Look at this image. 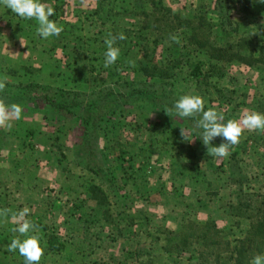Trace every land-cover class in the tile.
I'll return each instance as SVG.
<instances>
[{"label":"rangeland","instance_id":"rangeland-1","mask_svg":"<svg viewBox=\"0 0 264 264\" xmlns=\"http://www.w3.org/2000/svg\"><path fill=\"white\" fill-rule=\"evenodd\" d=\"M241 1L226 12L216 0H46L55 9L50 19L63 27L47 39L37 35L35 20L0 4V79L7 77L0 93L23 109L11 128L0 127V210H10L0 216V264H24L7 246L19 236L13 214L25 207L44 249L39 264H240L239 251L250 264L264 254L257 232L264 134L245 130L227 157L208 156L193 123L163 108L189 94L225 122L245 110L264 114V3L252 0L244 9ZM199 16V40L223 48L242 40L254 52L251 65L209 62L193 51L194 24L186 22ZM221 22L231 30L223 32ZM110 33L126 39L105 68ZM194 67L203 74L194 77ZM25 83L115 94L124 84L153 85L160 99L120 102L102 121L91 161L107 174L99 178L85 169L90 158L78 115L22 100L16 86ZM180 128L191 132V143ZM51 235L58 249H49ZM245 240L251 242L240 249Z\"/></svg>","mask_w":264,"mask_h":264},{"label":"clouds","instance_id":"clouds-1","mask_svg":"<svg viewBox=\"0 0 264 264\" xmlns=\"http://www.w3.org/2000/svg\"><path fill=\"white\" fill-rule=\"evenodd\" d=\"M264 3V0H260ZM0 4L10 9L17 16L35 20L38 23L36 33L41 38L47 39L51 36H59L63 31V27L58 25L55 20L50 19L55 14V9L46 2V0H0ZM123 33L118 35L109 34L105 39L106 52L104 54V67L115 64L120 55V48L116 46L117 41L125 40ZM171 39L180 43L176 36ZM7 77L0 79V92L6 87ZM22 107L19 104L9 105L3 97H0V127H12V120L19 119ZM167 115L173 112L182 118L193 119V129L199 130V138L207 148V155L212 157H227L231 146L239 143L240 138L245 130L258 131L264 134V114L256 111L245 110L239 119L224 120L222 113L217 112L214 108L205 110L204 100L199 95L185 94L180 96L171 108L164 111ZM191 132L184 128H180V137L182 141L191 143ZM220 137L222 143L219 146H213L212 141ZM9 209L0 210V216H7ZM27 207L18 213L13 214V220L17 222V227L12 231L19 233V236L13 238L7 250L15 252L24 258V264H39L44 249L40 243V237L35 233L36 226L27 219L29 214ZM33 233V234H30ZM20 237H24L21 239ZM250 264H264V254H257L252 258Z\"/></svg>","mask_w":264,"mask_h":264},{"label":"trees","instance_id":"trees-1","mask_svg":"<svg viewBox=\"0 0 264 264\" xmlns=\"http://www.w3.org/2000/svg\"><path fill=\"white\" fill-rule=\"evenodd\" d=\"M252 0H242L241 4L243 8L246 9ZM233 0H216V7L219 10H224L228 12L232 7ZM174 20L177 21L178 17L172 16ZM203 16L194 17L193 21L186 22V24H194V30L189 37V39L195 40L193 51L198 50L204 52L205 57L209 62L215 63H230L238 62L246 65H251L250 63L255 59L254 52L249 46L242 42L236 44V48H223L220 46H215L208 38L202 42L197 38L200 33V28L202 27ZM220 19L219 16H217ZM230 19L225 20L227 26L232 25ZM220 28L223 32L231 29H227L223 22L220 23ZM197 49V50H196ZM194 77H199L203 74L198 68L194 67L192 72ZM16 89L20 92V95L24 97L22 100L26 101H41L43 104L51 108V110L59 115H74L77 114L84 131L82 138L83 146L87 148V157L90 158L89 164L85 165V169L97 176L99 178H104L107 174L106 172L96 163L91 162L96 158L95 149L93 145L97 142L98 136L95 133L99 125L104 121V119L112 117L116 113L117 106L120 102H125L130 99L138 100H155L159 101V97L155 92L153 85H146L145 87H136L132 84H124V92L115 94L112 90L106 89L98 92L82 93L69 90H61L53 87L43 86L36 83H25L16 86ZM0 97L2 94L0 93ZM173 104H163V108H171ZM186 123H193L192 118H182ZM193 125V124H191ZM198 138V143L200 146H204L202 140L199 138V131L196 133ZM257 232L262 236L259 241L264 244V218L260 223H258ZM253 241V240H252ZM250 243L251 240H245L241 242V247ZM49 249H58L59 243L54 236H49L47 240ZM238 258L240 259V264L246 259V255L239 251Z\"/></svg>","mask_w":264,"mask_h":264}]
</instances>
